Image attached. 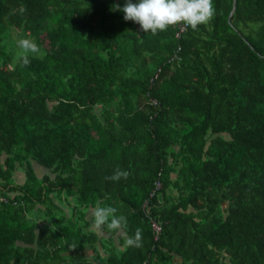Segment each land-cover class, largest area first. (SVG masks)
<instances>
[{
  "label": "trees",
  "instance_id": "obj_1",
  "mask_svg": "<svg viewBox=\"0 0 264 264\" xmlns=\"http://www.w3.org/2000/svg\"><path fill=\"white\" fill-rule=\"evenodd\" d=\"M233 1L175 38L125 0H0V264H264V0Z\"/></svg>",
  "mask_w": 264,
  "mask_h": 264
},
{
  "label": "clouds",
  "instance_id": "obj_2",
  "mask_svg": "<svg viewBox=\"0 0 264 264\" xmlns=\"http://www.w3.org/2000/svg\"><path fill=\"white\" fill-rule=\"evenodd\" d=\"M116 11L123 12L125 21H132L139 25L144 33L156 35L158 32L167 31L169 27L182 24L197 30L200 25H207L216 14L213 0H125L123 7L114 6ZM20 49L18 59L23 66H27L29 54L42 55L40 47L31 39L21 38L17 41ZM128 171L116 168L107 180L118 181L127 179ZM92 226L96 230L107 228L109 231L123 232L127 227V218L116 215L117 209L112 206L99 204L91 210ZM142 245V230L137 228L133 236L125 233V247H140Z\"/></svg>",
  "mask_w": 264,
  "mask_h": 264
},
{
  "label": "rangeland",
  "instance_id": "obj_3",
  "mask_svg": "<svg viewBox=\"0 0 264 264\" xmlns=\"http://www.w3.org/2000/svg\"><path fill=\"white\" fill-rule=\"evenodd\" d=\"M21 38L31 39V37H29L28 35L22 34L18 29L14 27L8 30V34L5 37L6 41L11 42L10 46H8L6 49H11V56L13 60L17 59L18 53L20 52V49L17 46V41ZM36 171L39 173L40 169H36ZM12 177L17 182H20L22 180L23 175L19 168L13 171Z\"/></svg>",
  "mask_w": 264,
  "mask_h": 264
},
{
  "label": "built area",
  "instance_id": "obj_4",
  "mask_svg": "<svg viewBox=\"0 0 264 264\" xmlns=\"http://www.w3.org/2000/svg\"><path fill=\"white\" fill-rule=\"evenodd\" d=\"M186 28V26L182 25V24H178L176 25V31L174 33V37L178 38L181 34V32ZM176 49H178V46L176 47ZM158 186V182H155V187ZM151 228L153 230L154 233H156L159 230V225L157 222L155 221H151Z\"/></svg>",
  "mask_w": 264,
  "mask_h": 264
},
{
  "label": "water",
  "instance_id": "obj_5",
  "mask_svg": "<svg viewBox=\"0 0 264 264\" xmlns=\"http://www.w3.org/2000/svg\"><path fill=\"white\" fill-rule=\"evenodd\" d=\"M233 7H234V1L232 0L231 9H230V11H229V13H228V16H227V18H229V17H230V15H231V12H232V10H233Z\"/></svg>",
  "mask_w": 264,
  "mask_h": 264
}]
</instances>
